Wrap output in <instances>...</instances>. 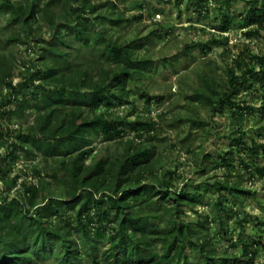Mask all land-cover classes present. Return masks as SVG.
Returning <instances> with one entry per match:
<instances>
[{"label": "rangeland", "instance_id": "374dc122", "mask_svg": "<svg viewBox=\"0 0 264 264\" xmlns=\"http://www.w3.org/2000/svg\"><path fill=\"white\" fill-rule=\"evenodd\" d=\"M109 1L0 0V143H5L0 146V204L14 199L18 209L29 211L34 223L26 187L49 183V174L59 163L46 157L44 150L25 158L17 137L38 136L45 123L52 128L59 125L60 112L45 120L55 105L50 108L44 99L49 91L63 88L71 100L59 104L60 110L94 111L122 121L121 135L93 139L91 151L83 158L84 168L99 156L108 162L119 160L127 144L150 152L146 169H135L129 179L138 177L141 184L160 187L173 175L170 190L193 196V203L182 206L181 219L195 225L198 236L205 235L219 263L236 264L229 259L233 255L242 261L246 245L254 256L252 264H264V174L259 173L264 169V152L257 146L264 144V66L255 59L264 56V27L249 38L244 33L252 26L246 27L243 17L250 7L264 8V0H115L113 7ZM103 15L107 19L99 20L97 27L106 39L128 45V71L140 72L134 81L116 84L112 94L98 97L101 100L94 104L91 100L99 95L95 86L113 80L127 67L104 45L88 52L93 42L83 46L67 25L80 31L84 19L94 21ZM118 18L121 23L114 22ZM83 60L92 62L86 78L79 72ZM140 61H149V68L142 69ZM237 61L241 70H235L239 84L233 89V101L249 110L240 113L236 106L219 104L205 107L187 99L200 85L201 76L212 77L218 90L226 91L228 86L219 84ZM246 70L253 75H244ZM20 101L28 106L19 109ZM17 107L18 118L10 114ZM140 117L149 122V133L136 134L126 125ZM235 136L243 138V146L233 144ZM228 151L233 153V166L227 172L218 167L217 158ZM226 179L247 193L234 198L208 185ZM97 181L103 186L98 199H105L114 180L100 177ZM62 183L61 187L47 184V194L63 199L66 181ZM218 198L222 204L215 211ZM104 207H95L89 217L97 219ZM62 221L52 218L49 223L55 226ZM116 224L114 214L102 224L107 234L99 242V252L107 248ZM94 235L89 230V239ZM1 237L3 243L9 242L4 234ZM57 248L53 244L46 256L30 244L29 261L21 264H65Z\"/></svg>", "mask_w": 264, "mask_h": 264}, {"label": "trees", "instance_id": "16d2710c", "mask_svg": "<svg viewBox=\"0 0 264 264\" xmlns=\"http://www.w3.org/2000/svg\"><path fill=\"white\" fill-rule=\"evenodd\" d=\"M197 1L200 3L206 0ZM109 2L113 7L115 0ZM90 10L93 13L95 8L91 7ZM30 16H33V9L30 10ZM243 17L245 26H252L244 33L249 38L264 27V8L250 7ZM106 19V15L97 16L94 21L84 19L80 31L67 25L70 34L83 46L93 42L94 48L88 52L92 53L95 48L104 45L109 55L127 67L120 70L113 80H106L95 86L99 95H94L91 100L94 104L101 100L98 97L112 94V88L116 84L123 85L126 81H134L135 75L140 72L128 71V45L106 39L103 29L97 27L99 20ZM114 22L121 23L122 20L118 18ZM255 59L261 67L264 66V56H257ZM90 63L92 62L89 60L81 62L79 72L82 77L89 76ZM138 64L147 70L150 62L140 61ZM235 70H241L239 61L235 63V69H228L226 81L219 84L220 88L227 85L226 91L218 90V84L212 77L201 76L200 85L187 99L205 107L219 104L236 106V112L240 113L249 110V107L233 101V89L239 84ZM53 71L51 68L49 74ZM242 73L253 75L248 70ZM70 100L71 95L63 88L49 91L44 103L50 105V108L52 105L55 107L52 106L50 113L44 115L45 120L51 119L55 112H60L63 116L61 115L59 125L52 128L45 123L39 128L38 136L22 134L17 137L25 158L30 159L34 152L44 150L46 157L56 158L59 164L49 174V183H43L40 187H26L25 193L29 194L27 204L35 210L34 223L31 222L33 219L29 211L18 209V203L14 199L0 204V264H21L22 261H29L26 250L30 244L34 246L36 253L45 255L47 251L53 250V244H58L59 257L65 264H224L222 261L219 263L217 254L208 245L205 235L198 236L195 225L181 219L182 206L193 203V196L184 190H170L173 175L160 187L150 183L141 184L138 177L129 179L128 176L135 169H146L150 152L140 151L139 147L131 148L127 144L119 160L108 162L99 156L94 164L84 168L83 158L91 151L93 139L99 135H121L122 121L109 114L95 115L94 111L86 113L79 110L76 113L75 109L60 110L61 105L70 103ZM17 106L24 109L28 106L27 101H20ZM18 107L10 113L17 118L21 116ZM126 125L136 134L150 131L149 122L141 117L135 121H127ZM232 142L239 147L244 145L241 136L233 137ZM4 144L1 141L0 146L3 147ZM28 145L31 148L27 151ZM257 146L264 152V144ZM232 154V151H228L219 156L218 167L228 172L233 166ZM244 168L247 169L245 165ZM259 173L263 175L264 169H260ZM100 177L114 180L112 193L106 195L105 199L102 196L98 199L99 190L103 188L97 181ZM64 180L66 190L63 199L47 194V184L61 187ZM208 185L218 192L225 191L234 198L238 194L247 193L239 184H231L227 179L224 182H208ZM221 204L222 199H215V211ZM99 205L105 207L97 213V219L89 217L91 210ZM111 214H114L117 222L116 228L111 230L107 248L99 252V242L107 234L102 224L109 221ZM52 218H61L63 221L60 225L52 226L49 223ZM91 229L95 232L93 239H89ZM72 231L74 236L71 235ZM2 234L9 240L8 243L2 242ZM241 256L242 261L235 255L229 259L236 264H252L254 256L249 246H242Z\"/></svg>", "mask_w": 264, "mask_h": 264}]
</instances>
